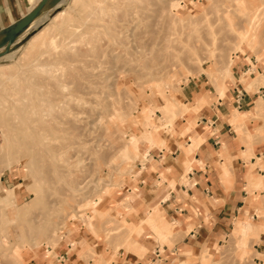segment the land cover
Masks as SVG:
<instances>
[{
  "label": "rangeland",
  "instance_id": "obj_1",
  "mask_svg": "<svg viewBox=\"0 0 264 264\" xmlns=\"http://www.w3.org/2000/svg\"><path fill=\"white\" fill-rule=\"evenodd\" d=\"M243 60L264 68V0H64L43 12L0 57V172L17 171L28 191L0 196V264L73 228L126 236L127 216L106 200L130 174L145 111L164 124L209 104L182 101L194 82L223 97ZM158 220L154 207L146 223ZM256 233L229 234L231 264L252 257Z\"/></svg>",
  "mask_w": 264,
  "mask_h": 264
},
{
  "label": "crops",
  "instance_id": "obj_2",
  "mask_svg": "<svg viewBox=\"0 0 264 264\" xmlns=\"http://www.w3.org/2000/svg\"><path fill=\"white\" fill-rule=\"evenodd\" d=\"M38 1L0 0V30ZM250 68L248 61L238 65L235 85L223 97L204 93L196 82L182 87L183 102L193 99L196 105L206 96L210 103L173 120L168 133L158 109L145 111L134 133L138 144L130 174L106 200L117 217L127 216L129 236L126 230V236L107 239L102 230L73 228L54 245L26 244L16 264L236 263L225 254L234 248L225 243L229 234L264 227V68ZM261 75L255 89L245 86ZM145 122L151 126L150 140L143 137ZM19 176L11 168L0 172V196L9 190L17 201L26 198ZM154 207L159 220L150 225L146 219ZM255 236L252 257L244 264H264V231Z\"/></svg>",
  "mask_w": 264,
  "mask_h": 264
},
{
  "label": "water",
  "instance_id": "obj_3",
  "mask_svg": "<svg viewBox=\"0 0 264 264\" xmlns=\"http://www.w3.org/2000/svg\"><path fill=\"white\" fill-rule=\"evenodd\" d=\"M62 2H64V0H39L23 17L0 30V50L2 49V51H0V57L11 51L12 45L30 28L32 22L36 18L51 8L59 7Z\"/></svg>",
  "mask_w": 264,
  "mask_h": 264
},
{
  "label": "bare ground",
  "instance_id": "obj_4",
  "mask_svg": "<svg viewBox=\"0 0 264 264\" xmlns=\"http://www.w3.org/2000/svg\"><path fill=\"white\" fill-rule=\"evenodd\" d=\"M85 1V0H84ZM36 3V0H32V4H35ZM63 13H65V11L63 10V11H60L58 14H57V16H56V18L58 17V15L59 14H63ZM39 21H40V19H39ZM37 22V24H38V21H36ZM249 22V21H248ZM251 22H252V20H251ZM253 24V23H252ZM252 24H249V25H252ZM47 27H49V25L48 26H45V28H43V29H41L37 34H35V35H33L30 39H29V41H28V43L29 44H32V42L34 41V39L36 38V37H38V35H41L42 33H43V31L47 28ZM246 37V36H245ZM7 68V67H6ZM3 69H5V68H0V77L3 75V74H5L6 72L3 70ZM9 72V71H8ZM1 79V78H0ZM202 97V96H201ZM200 97V98H201ZM198 101V100H197ZM21 103V102H20ZM22 104V103H21ZM184 106H186V105H184ZM187 107V106H186ZM172 125V123H164L163 124V129L165 130V132H169V130H168V126L169 125ZM151 139V137L149 138V140ZM153 140V139H152ZM7 203V202H6ZM169 226L167 225L166 226V228H168ZM18 248V247H17Z\"/></svg>",
  "mask_w": 264,
  "mask_h": 264
}]
</instances>
